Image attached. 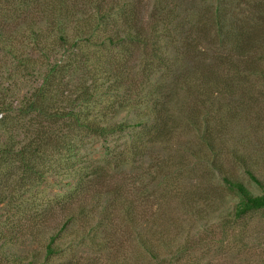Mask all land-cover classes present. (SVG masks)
I'll return each mask as SVG.
<instances>
[{"label":"rangeland","instance_id":"obj_1","mask_svg":"<svg viewBox=\"0 0 264 264\" xmlns=\"http://www.w3.org/2000/svg\"><path fill=\"white\" fill-rule=\"evenodd\" d=\"M205 1L170 0L186 3L173 8V17L195 26L193 40L188 39L184 54L169 51L167 66L138 48L129 57L127 73L135 85L127 94L111 75L100 73L95 49L77 48L91 58L81 63L78 57V67H87L88 82L97 86L98 102L87 111L97 119L132 126L106 137L70 128L66 132L75 130V149L65 160L52 158L50 152L44 179L29 193L30 203L51 213L42 234L64 229L71 221L63 236L69 260H118L119 230H129L122 214L134 203L146 220L133 236L151 243L159 257L181 249L184 264H264V211L234 225L232 216L241 199L225 182L227 177L256 195L264 192L246 172L251 170L264 183V0ZM220 4L224 18L219 23L215 13ZM44 22L36 27L43 30ZM24 27L14 36L30 35ZM45 38L48 43L57 40L54 33ZM27 46L31 52V40ZM46 66L44 62L37 67L40 76L25 78L0 52V83L15 89L13 94L0 91V96L15 104L30 96L41 85ZM106 91L112 94L100 97ZM18 133L22 135L20 129ZM64 164L105 169L102 186L77 194L74 202L66 200L75 190L76 173L65 170ZM2 207L0 225L6 217ZM103 219L107 226L100 231ZM22 235L7 251L30 259L43 237L37 241L28 231Z\"/></svg>","mask_w":264,"mask_h":264},{"label":"trees","instance_id":"obj_2","mask_svg":"<svg viewBox=\"0 0 264 264\" xmlns=\"http://www.w3.org/2000/svg\"><path fill=\"white\" fill-rule=\"evenodd\" d=\"M183 4L186 5L170 3V0L150 4L143 0H0V52L9 57L17 74L20 71L25 78L35 74L40 76L37 67L44 62L47 65L41 85L35 87L30 96H25L17 104L0 96V206L6 212L0 225V264H57V260H61V264H87L67 258L69 247L63 244V236L71 221L65 223L64 229L42 234L51 213L30 203L29 198L31 190L44 179L42 170L49 153H54L52 158L58 155L60 160H65L75 149L72 145V132L75 130L66 132L70 128L83 131L87 136L106 137L132 126L127 122L97 119L87 111L98 102L95 99L97 86L94 81L88 82L90 73L87 67H78V57H81V63L91 58L77 53V48L95 49L93 54L97 56L94 60L102 65L100 73L111 75L116 81L114 84L119 83L127 94L135 85L127 73L129 57L138 48H142L156 64L167 66L168 52L174 50L176 54H184L188 39L193 40L195 26L186 24L183 19L174 21L173 8L177 10ZM221 8L224 7L220 4L215 13L219 23L224 18L220 16ZM43 21L46 31L36 27ZM22 25L30 35L14 36ZM187 26L191 28L187 29ZM47 33H54L57 40L48 43ZM177 37L182 40H177ZM28 40L34 46L33 52L26 51ZM52 54L54 61H50ZM111 62H116V66ZM9 89V86L1 84L3 93L15 92L13 88L9 93ZM111 94L106 91L100 97ZM64 169L76 173L75 190L65 197L73 202L77 194L84 195L91 187L102 186L106 174L105 169L69 164ZM246 172L264 191V183L251 170ZM225 182L241 199L232 216L234 225L264 211V192L256 195L243 183L227 177ZM136 208L132 203L124 209L123 224L126 223L129 230H119V259L111 264H184L182 255L185 251L178 249L170 257H159L151 243L133 236L135 228L142 227L141 223L146 220L144 215L136 212ZM69 217L72 219L74 216ZM105 223L106 219H103L98 227L100 231L106 228ZM25 231L37 241L43 237L35 251L42 253L33 254L30 259L18 258L7 251L23 237Z\"/></svg>","mask_w":264,"mask_h":264}]
</instances>
